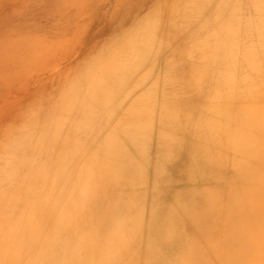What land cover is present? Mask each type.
Wrapping results in <instances>:
<instances>
[{"label": "bare ground", "instance_id": "obj_1", "mask_svg": "<svg viewBox=\"0 0 264 264\" xmlns=\"http://www.w3.org/2000/svg\"><path fill=\"white\" fill-rule=\"evenodd\" d=\"M249 52L172 58L101 142L76 121L38 200L43 264H264V56Z\"/></svg>", "mask_w": 264, "mask_h": 264}, {"label": "rangeland", "instance_id": "obj_2", "mask_svg": "<svg viewBox=\"0 0 264 264\" xmlns=\"http://www.w3.org/2000/svg\"><path fill=\"white\" fill-rule=\"evenodd\" d=\"M231 51L264 56V0H0V264H43L38 200L76 121L120 134L172 58Z\"/></svg>", "mask_w": 264, "mask_h": 264}]
</instances>
